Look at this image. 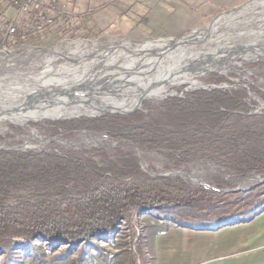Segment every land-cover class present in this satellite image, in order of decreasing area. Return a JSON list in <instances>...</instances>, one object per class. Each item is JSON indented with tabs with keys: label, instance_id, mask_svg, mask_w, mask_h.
<instances>
[{
	"label": "rangeland",
	"instance_id": "1",
	"mask_svg": "<svg viewBox=\"0 0 264 264\" xmlns=\"http://www.w3.org/2000/svg\"><path fill=\"white\" fill-rule=\"evenodd\" d=\"M118 1L119 0H69L70 3L67 5L66 0H58L55 12L49 11L47 7L43 5L39 6L42 9L41 11L33 12V8L36 6H32L30 12L25 14L22 19L25 20L30 18V20H32L30 22L31 33L28 36L29 38H27L28 40L25 43L9 44V50L0 52V97H3V93H8L9 90L16 91L30 84L34 85V82L37 80H48L51 79V77H63L64 79L66 77L68 79L71 76L77 77L81 74L82 72H79V69H74L70 66L77 65L82 58H86L83 59L84 62L90 63L94 61V55L85 56L80 54L77 52V49L70 45L71 42L96 41L101 46L104 45L103 48H109L115 45L118 47L125 41L131 43H142L149 40L169 41L171 39L180 41L189 34L205 30L206 27L220 21L226 16L243 10L253 9L258 0H245L235 6L220 9L216 13H210L208 16H197V19L185 23L184 27H178L176 30H174L175 26H171V28L165 26L162 31H152L147 35H135L120 30L122 27H126V25L118 20L119 16H114V9L116 10ZM12 11L13 9L9 7V15L5 18L6 24L10 21ZM39 12L50 14L55 20L54 23L49 26L45 25L42 31L35 32L32 26H34V16ZM222 14L223 16L220 17ZM70 18L73 22H76V26H80V31L73 30V32L66 36H61L60 30L64 29V26H66ZM261 23L260 20L256 21L253 30L257 28L262 29L264 23L262 25ZM138 24L140 28H144L145 31L150 28L148 22H140ZM85 25L91 26L92 28H89V30H93V32H88V35H86L85 32L87 27ZM48 27L50 33L48 35L39 36V33L44 32ZM172 30H174V33ZM95 32H98V34ZM146 33H148V31H146ZM254 40L262 44L260 47L262 52H260V54H258L259 52L250 53L245 56L246 58L243 57V53L253 51L251 48L249 50H244V47L246 48V45ZM259 43H256V47L260 46L258 45ZM263 49L264 33L257 35V37H244L239 48L233 51V53L225 50L215 54L219 56L217 58L222 62L223 60L229 59L232 54L235 55L239 53V55H236L234 61L227 64L226 70L222 69L221 66L215 69H206L204 74L195 77L197 85L184 82L176 86L166 87L157 95L147 94L132 102L116 106L113 109L128 111L140 106L137 108L138 110L136 113L132 111L131 112L134 114L131 112L126 113L128 115L131 114L129 117L132 118L137 113L147 112L150 108L162 107L166 101L174 97L182 98L190 95H198L196 92L184 94L188 91L202 90L203 92L206 89L213 88L211 93H213V90L226 91L229 93H246L247 100L254 105L250 113L263 114ZM186 50H188V48L182 51L184 52ZM144 53H146V51L134 52L129 59L121 61L123 63L134 61L135 59L141 58ZM215 55L213 56L215 57ZM213 56L212 60L214 58ZM214 60L216 59L214 58ZM84 62L81 64L87 68ZM102 71L105 73L113 72L112 69H107L103 64L94 66L92 71L89 70L90 74H94V72L98 74L100 72L102 73ZM90 74L87 73L86 75ZM221 78H225V80L221 81ZM225 87H230L231 89H226ZM70 88L65 91H69ZM26 94H20V96H22V98H28L29 96ZM116 110H110L107 113H113ZM99 114L101 113H90L88 114L90 116L81 115L70 118L51 115L41 119L34 115L33 120L24 123L22 120L14 122L9 120V118H0V151L15 150L18 152L73 156L83 163L92 161L104 168L107 166V162L104 158L108 157L110 160H113L115 152L119 150L134 156L138 161L140 169L146 174L167 178L178 177L193 187L203 186L214 190L221 189L224 192H242V196L245 197L240 201L239 205L237 204L235 207H232L231 212L238 210L247 211V209L251 208L250 205L253 203L256 204V202H259L260 204L264 202V175L257 172L243 175L236 169L222 164L215 153L211 155L202 153L199 156L191 157L186 162L177 163L178 159L183 157L182 150L164 147L150 148L139 145L130 139L115 138L105 131L88 128L75 129L71 132L58 129L56 132V124L67 123L70 120L94 119L104 116H97ZM106 117L112 116L106 115L103 118ZM220 182L223 187L219 185ZM72 185L77 186L76 183H73L66 189L63 188L60 190L57 182L53 184H41L39 187L35 186V184L26 185V187L14 189L8 199V203L10 205L24 202L32 203L45 195L47 199L59 200L61 193H75ZM174 212L169 208L152 209L145 214L131 212L122 217L110 231L93 236L76 244L60 242L52 248L48 241L36 240L33 243L30 255L25 256L23 253L16 251L12 254L10 259H8L6 255L0 254V264H34L32 263L34 259H42L44 262L48 263L56 261L52 264H150L152 261L149 252V237L154 231L164 229L174 223H181V219L186 221L184 223H204L209 220L211 222H216L219 218L218 216H210L203 217L208 219L201 220L199 218V220L195 219L193 216L182 217L178 214V210Z\"/></svg>",
	"mask_w": 264,
	"mask_h": 264
},
{
	"label": "trees",
	"instance_id": "2",
	"mask_svg": "<svg viewBox=\"0 0 264 264\" xmlns=\"http://www.w3.org/2000/svg\"><path fill=\"white\" fill-rule=\"evenodd\" d=\"M41 10L38 6L33 8V12ZM31 21L29 18L19 23L10 45L28 40ZM86 27V35L93 32L89 30L91 26ZM79 28L70 18L60 35L80 31ZM49 33L48 27L38 35ZM189 92L202 90L184 94ZM253 108L244 92L215 91L174 97L162 107L150 108L132 118L70 120L56 124L55 129L71 132L88 128L150 148L182 150L183 157L177 163L202 153H215L222 164L243 175L251 172L264 175V113L251 114ZM104 160L107 166L102 168L73 156L1 150L0 254L8 259L16 251L28 256L36 240L48 241L52 248L60 242L76 244L110 231L131 212L145 214L152 209L169 208L172 212L178 210L182 217L202 220L218 216L216 222L184 223L181 219L179 223L197 229H218L248 222L264 211V202H256L247 211L231 212L245 197L242 192L193 187L178 177L146 174L134 156L119 150L113 160L108 157ZM56 182L60 190L76 183L77 186L72 185L75 193H61L59 200L47 199L45 195L32 203H8L14 189ZM219 185L223 187L221 182ZM32 263L52 264L42 259H34Z\"/></svg>",
	"mask_w": 264,
	"mask_h": 264
},
{
	"label": "bare ground",
	"instance_id": "3",
	"mask_svg": "<svg viewBox=\"0 0 264 264\" xmlns=\"http://www.w3.org/2000/svg\"><path fill=\"white\" fill-rule=\"evenodd\" d=\"M258 20L262 22L261 25L264 23V0H258L251 10L226 16L205 30L189 34L180 41L174 39L149 40L142 43L125 41L118 47L115 45L109 48H103L104 45L101 46L96 41L71 42L70 45L80 54L94 55V61L88 63L83 60L86 58H82L77 65L70 66L82 72L77 77L37 80L34 85H28L31 87L19 86L20 89L16 91L9 90L8 93H3V97H0V118H9L14 122L22 120L24 123L33 120L34 115L40 119L51 115L70 118L108 112L116 110L113 109L116 106L132 102L144 95H157L166 87L184 82L197 85L196 76L204 74L206 69H215L219 66L226 70L227 64L239 55L232 54L229 59L220 62L217 58L219 56L215 54L225 50L233 53L239 48L244 37H257L264 33V27L253 30ZM256 43L259 42L254 40L248 45L245 44L244 50L251 48L253 51L243 53V57L250 53L262 52L260 50L262 44L259 43L260 46L256 47ZM185 48L188 50L183 52ZM138 51L146 53L134 61L125 63L121 61L129 59ZM212 56L216 60L214 58L212 60ZM83 62L87 68L82 66ZM99 64L112 69L113 72L102 71L98 74L94 72L95 75L92 73L91 75L89 70L92 71L94 66ZM87 73L90 75H86ZM69 88V91H65ZM20 94L29 97L22 98ZM133 110L114 112L126 114Z\"/></svg>",
	"mask_w": 264,
	"mask_h": 264
},
{
	"label": "crops",
	"instance_id": "4",
	"mask_svg": "<svg viewBox=\"0 0 264 264\" xmlns=\"http://www.w3.org/2000/svg\"><path fill=\"white\" fill-rule=\"evenodd\" d=\"M66 1L68 5L70 2ZM244 1L119 0L114 16L126 25L118 28L121 31L147 35L162 31L165 26H175L176 30L197 16H208ZM140 22H148V33L140 28ZM149 240L152 264H264V211L248 222L218 229L174 223L154 231Z\"/></svg>",
	"mask_w": 264,
	"mask_h": 264
},
{
	"label": "built area",
	"instance_id": "5",
	"mask_svg": "<svg viewBox=\"0 0 264 264\" xmlns=\"http://www.w3.org/2000/svg\"><path fill=\"white\" fill-rule=\"evenodd\" d=\"M58 0H0V52L9 50V41L16 35L17 26L28 14L32 6L43 5L49 11H56ZM9 7L13 9L9 23H5V18L9 15ZM54 17L43 12L34 16L33 31L40 32L45 25L54 23ZM31 33V32H30ZM151 264V263H150Z\"/></svg>",
	"mask_w": 264,
	"mask_h": 264
},
{
	"label": "water",
	"instance_id": "6",
	"mask_svg": "<svg viewBox=\"0 0 264 264\" xmlns=\"http://www.w3.org/2000/svg\"><path fill=\"white\" fill-rule=\"evenodd\" d=\"M236 9H238V8H236ZM221 88V87H220ZM226 89H231L230 87H225ZM213 89V88H212ZM212 89H206L205 91H203V92H201V93H198V94H201V95H203V94H207V93H211L212 92ZM215 91H217V90H213V92H215ZM171 96H175V95H171ZM138 109H136V110H134V111H132V112H134V113H136V111H137ZM131 112V113H132ZM134 113H132V114H134ZM102 115H104V116H106V115H109V116H112V117H119V118H130L129 116H131V114L130 115H128V114H122V113H120V112H113V113H107V112H102L101 114H99V115H97V116H102ZM104 116H102V118L104 117Z\"/></svg>",
	"mask_w": 264,
	"mask_h": 264
}]
</instances>
